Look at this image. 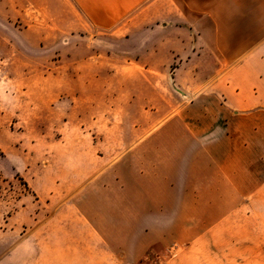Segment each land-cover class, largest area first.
Returning <instances> with one entry per match:
<instances>
[{"label":"crops","instance_id":"obj_1","mask_svg":"<svg viewBox=\"0 0 264 264\" xmlns=\"http://www.w3.org/2000/svg\"><path fill=\"white\" fill-rule=\"evenodd\" d=\"M0 9L44 56L33 60L37 75H70L72 47L96 53L78 42L104 38L113 57L138 64L106 73L137 78L143 101L125 102L140 103L130 120L138 141L100 164L93 196L63 202L78 201L77 216L54 209L0 264H135L165 238L167 220L189 235L181 264H264V0H0ZM87 202L130 220L126 243L135 234L142 243L104 248Z\"/></svg>","mask_w":264,"mask_h":264},{"label":"rangeland","instance_id":"obj_2","mask_svg":"<svg viewBox=\"0 0 264 264\" xmlns=\"http://www.w3.org/2000/svg\"><path fill=\"white\" fill-rule=\"evenodd\" d=\"M15 18L14 12L0 9V258L54 209L63 206L67 216L78 212V201H64L82 190L88 196L95 194L92 180L100 164L122 157L138 141L130 135L138 123L130 120L140 113V103L131 108L125 102H143L141 90L132 85L137 78L106 73L117 66L125 70L138 64L126 56L113 57L112 46L104 38L97 43L78 42L82 47L95 44L96 53L72 47L70 75H37L33 60L36 64L44 56L25 42L30 32H19ZM173 68L165 76L169 100L177 93L170 73ZM146 108L152 111L155 106ZM155 130L157 126L150 129ZM168 146H174V141L168 140ZM64 185H68L65 190ZM50 194L62 196L60 202L49 203ZM94 204L84 203V210L97 212L94 220L103 231L104 248L118 245L134 250L142 243L140 234L133 236V243H126L130 220L117 219L106 205L102 209L99 204L96 211ZM175 221L167 220L165 238L135 264H181L179 254L186 245L182 239L189 235L175 234Z\"/></svg>","mask_w":264,"mask_h":264}]
</instances>
